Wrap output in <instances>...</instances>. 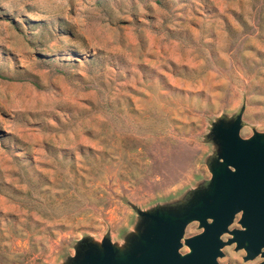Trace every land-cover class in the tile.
Returning a JSON list of instances; mask_svg holds the SVG:
<instances>
[{
  "label": "rangeland",
  "instance_id": "1",
  "mask_svg": "<svg viewBox=\"0 0 264 264\" xmlns=\"http://www.w3.org/2000/svg\"><path fill=\"white\" fill-rule=\"evenodd\" d=\"M242 103L239 135L264 131V0H0V264L122 243L133 206L205 182Z\"/></svg>",
  "mask_w": 264,
  "mask_h": 264
},
{
  "label": "water",
  "instance_id": "2",
  "mask_svg": "<svg viewBox=\"0 0 264 264\" xmlns=\"http://www.w3.org/2000/svg\"><path fill=\"white\" fill-rule=\"evenodd\" d=\"M243 107L210 121L205 136L215 151L203 184L173 202L133 206L137 218L122 243L106 234L99 240L85 236L77 240L72 255L53 264H218L222 247L231 243L243 250V261L258 255L256 264H264V131L239 135ZM237 213L238 226L229 227ZM190 221L200 230L183 236ZM182 245L185 251L179 250Z\"/></svg>",
  "mask_w": 264,
  "mask_h": 264
}]
</instances>
